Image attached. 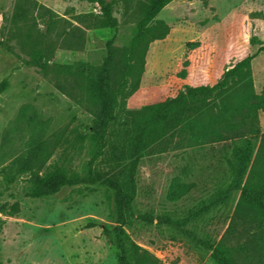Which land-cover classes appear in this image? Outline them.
<instances>
[{"label": "trees", "instance_id": "16d2710c", "mask_svg": "<svg viewBox=\"0 0 264 264\" xmlns=\"http://www.w3.org/2000/svg\"><path fill=\"white\" fill-rule=\"evenodd\" d=\"M172 2L69 0V18H63L36 0H15L9 26L0 28L8 38L3 46L9 48L10 42H15L29 57V66L51 77L60 92L86 110L94 147L82 177L68 166L69 148L74 147L63 139V133L31 143L22 167L28 176V195L43 198L79 185L104 187L114 206L115 239L110 231L104 233L119 251L118 264H162L127 232L136 217L171 240L184 241L210 257V264H264V133L259 116L264 113V91L255 92L251 65L256 54L250 51L257 39H247V19L238 15L227 27L225 48L189 42L186 60L164 85L141 88L149 45L170 32L157 17ZM120 4L126 18L136 24L128 46L118 48L108 42L107 55L100 64L53 62L58 49L82 51L87 29L115 33L121 24L116 16ZM6 87L5 81L0 90ZM122 113L130 132L121 141L124 134H115L113 129ZM177 136L179 143L193 149L222 145L227 179L182 214L164 211L136 216L141 157L166 137ZM60 146L64 147L62 163L47 166ZM108 148L110 159L106 156ZM194 188V184L176 178L168 200L178 201ZM237 199L235 217L226 234L217 240L205 227L215 212ZM19 211V203H15L0 212L16 216Z\"/></svg>", "mask_w": 264, "mask_h": 264}, {"label": "rangeland", "instance_id": "374dc122", "mask_svg": "<svg viewBox=\"0 0 264 264\" xmlns=\"http://www.w3.org/2000/svg\"><path fill=\"white\" fill-rule=\"evenodd\" d=\"M63 18L69 0H36ZM109 1V0H108ZM15 0H0V28L9 26ZM98 10H95L97 13ZM238 15L247 19V39H257L250 45L256 54L251 65L254 89L264 91V0H173L158 15L157 20L170 27L163 40L152 42L146 53L141 88L164 85L186 60L187 43L201 41L208 46L225 48L227 27ZM257 15V16H255ZM121 24L114 33L108 29H87L82 51L58 49L53 62L73 64L84 61L100 64L107 55V43L123 48L135 35L136 24L126 18L123 4L116 11ZM7 34L0 33V211L19 203L16 216L0 212V264H118L119 251L108 241L104 230L115 239V211L111 195L101 186H75L43 197L28 195L27 149L37 139H48L63 133L69 141L71 170L84 177L92 158L93 145L88 126L90 115L70 97L60 92L51 77L29 66L28 56L15 42L4 47ZM264 133V113L260 112ZM127 123V122H126ZM121 114L114 126L115 134L130 132ZM35 125V127H34ZM112 140L116 141L112 135ZM180 138L166 137L153 145L140 159L137 170L136 216L154 215L164 211L182 214L211 194L227 179V167L222 145L191 148L179 143ZM123 145V143H122ZM110 159L111 149L108 148ZM64 147H59L47 166L62 163ZM182 178L195 188L182 199L171 202L168 191L174 179ZM238 199L215 212L205 227L217 240L228 231ZM242 228V227H241ZM131 238L155 255L162 264H210L184 241H173L154 226L137 217L127 228ZM234 242H236L234 240Z\"/></svg>", "mask_w": 264, "mask_h": 264}, {"label": "crops", "instance_id": "0c3cea01", "mask_svg": "<svg viewBox=\"0 0 264 264\" xmlns=\"http://www.w3.org/2000/svg\"><path fill=\"white\" fill-rule=\"evenodd\" d=\"M255 60V59H254ZM254 60H253V62H254ZM252 67H253V71H254V64H252Z\"/></svg>", "mask_w": 264, "mask_h": 264}]
</instances>
